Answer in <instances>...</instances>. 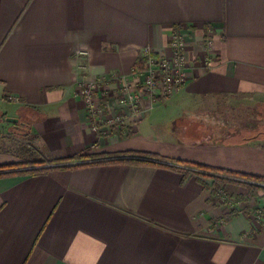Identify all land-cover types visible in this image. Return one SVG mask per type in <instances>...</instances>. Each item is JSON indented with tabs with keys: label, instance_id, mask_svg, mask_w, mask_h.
<instances>
[{
	"label": "crops",
	"instance_id": "1",
	"mask_svg": "<svg viewBox=\"0 0 264 264\" xmlns=\"http://www.w3.org/2000/svg\"><path fill=\"white\" fill-rule=\"evenodd\" d=\"M176 33L187 39V83L166 99L146 96L152 106L134 117L111 80L103 117L111 104L125 122L95 132L82 84L128 75L146 48L170 56ZM256 107L264 0H0V134L15 129L43 167L130 151L168 165L0 176V264H264V191L247 199L244 185L226 184L225 201L193 165L264 176V117L242 123ZM7 149L0 165L34 160Z\"/></svg>",
	"mask_w": 264,
	"mask_h": 264
},
{
	"label": "built area",
	"instance_id": "2",
	"mask_svg": "<svg viewBox=\"0 0 264 264\" xmlns=\"http://www.w3.org/2000/svg\"><path fill=\"white\" fill-rule=\"evenodd\" d=\"M187 39L182 33H176L171 42V55L146 48L143 50V62L136 64L128 75L102 77L86 81L81 86V96L94 121L95 132L109 133L112 126L125 122L123 112L107 104L108 117H103L104 108L101 104V90L113 79L120 80V96L117 104L128 107L130 115L141 117L152 105H143L146 96L160 94L166 99L176 94L188 81L189 63L186 54ZM9 102H18L14 95H7Z\"/></svg>",
	"mask_w": 264,
	"mask_h": 264
},
{
	"label": "trees",
	"instance_id": "3",
	"mask_svg": "<svg viewBox=\"0 0 264 264\" xmlns=\"http://www.w3.org/2000/svg\"><path fill=\"white\" fill-rule=\"evenodd\" d=\"M143 62V58L137 63L141 64ZM30 151V150H29ZM31 152V151H30ZM114 159H112V158ZM151 157H156L155 155L147 154V153H137V152H118V153H108L101 152L95 154H81L76 155L63 160H52L51 163H59V162H69L70 164L57 165V166H49L43 167L42 165L46 164L45 160H29L26 164L33 166L32 168L20 169L21 164H6L0 165V176L6 175H38L41 173L49 172L54 169H66V168H75L79 166L89 165V164H97L103 162L109 163H128L133 165H147V166H168L166 164L157 162L153 160ZM92 158H107L104 161H92L89 162V159ZM111 158V159H109ZM76 161H81L79 163H73ZM180 164H188L185 161H177ZM194 167L198 169L205 170L209 172L210 177L213 178V186L215 193L220 191L221 186L226 182L240 183L244 185L248 190L247 199L259 198L260 192L264 191V176L259 175H249L241 172H236L224 168H217L211 166H205L201 164H193ZM211 173V174H210Z\"/></svg>",
	"mask_w": 264,
	"mask_h": 264
},
{
	"label": "rangeland",
	"instance_id": "4",
	"mask_svg": "<svg viewBox=\"0 0 264 264\" xmlns=\"http://www.w3.org/2000/svg\"><path fill=\"white\" fill-rule=\"evenodd\" d=\"M222 110H224V111H226V112H228L227 111V109L226 108H222ZM236 114V113H235ZM232 115H234V114H231L230 116H232ZM237 115V114H236ZM258 115V116H257ZM243 117H245L243 120H242V123H251V124H255V123H259L258 121H261V120H259V118L260 117H264V108L263 107H256V108H250V109H248V111L246 112V113H243ZM257 117V118H256ZM258 120V121H257ZM262 122V121H261ZM12 123H8V125L10 126ZM14 125V124H13ZM13 125H11V126H13ZM225 125V124H224ZM219 127H222V128H225V126H222V125H219ZM232 128V127H231ZM261 129L264 131V125L263 126H261ZM19 131H21V133H24L25 132V130L24 129H22V130H19ZM246 131H248V130H246ZM249 132V131H248ZM4 133H7L6 135H2V134H0V150L1 151H3V150H5L6 151V149L8 148V149H16L17 151L18 150H20V152H21V155L23 156V157H25L26 159H34V160H41V159H36L35 158V156H34V154L32 153V152H30L29 150H27L25 147H23L22 149H19V146L21 145V144H19V142H20V139H19V137H18V135H16V133H15V129L13 130V128H11V129H9V130H7L6 132H4ZM3 138H5V139H3ZM22 140H23V138H22ZM18 142V143H17ZM7 149V150H8ZM12 149V150H13ZM30 153H32L33 155H31ZM27 162H21V163H16V164H21L20 166V168L21 169H25L26 168V166H29V168H32L33 166H30L29 164H26ZM47 163H49V162H47ZM46 163V164H47ZM46 164H44V165H46ZM43 166V165H42ZM230 183H233V182H226V183H224L222 186H221V188H220V191L218 192V193H215V194H220L222 197H223V199L225 200V201H227L228 199H227V196H226V194L224 193L225 192V189H224V186L226 185V184H230ZM238 184H240V183H238ZM225 194V195H224ZM224 195V196H223ZM261 208L262 207H259V206H257V208H256V210H255V215H258V214H260L259 213V210L261 211ZM258 212V213H257Z\"/></svg>",
	"mask_w": 264,
	"mask_h": 264
},
{
	"label": "water",
	"instance_id": "5",
	"mask_svg": "<svg viewBox=\"0 0 264 264\" xmlns=\"http://www.w3.org/2000/svg\"><path fill=\"white\" fill-rule=\"evenodd\" d=\"M7 121H9V122H18L19 120L17 118H7Z\"/></svg>",
	"mask_w": 264,
	"mask_h": 264
}]
</instances>
